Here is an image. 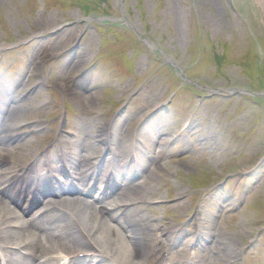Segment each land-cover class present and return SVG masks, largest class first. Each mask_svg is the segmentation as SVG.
Masks as SVG:
<instances>
[{
    "label": "rangeland",
    "instance_id": "1",
    "mask_svg": "<svg viewBox=\"0 0 264 264\" xmlns=\"http://www.w3.org/2000/svg\"><path fill=\"white\" fill-rule=\"evenodd\" d=\"M83 73L88 113L58 89ZM29 74L47 103L19 120L23 144L91 115L146 162L132 180L156 187L143 207L171 253L138 264H264V0H0V86ZM213 226L227 255L196 262Z\"/></svg>",
    "mask_w": 264,
    "mask_h": 264
},
{
    "label": "bare ground",
    "instance_id": "2",
    "mask_svg": "<svg viewBox=\"0 0 264 264\" xmlns=\"http://www.w3.org/2000/svg\"><path fill=\"white\" fill-rule=\"evenodd\" d=\"M29 82L30 78L27 79V82L12 80L0 86V89L6 92V98L0 96V132L7 131L12 133L11 130H13L12 128L14 126L10 124L11 122L15 123V125H20L18 132H21L23 121L19 120L23 118L24 114L31 106H34L31 103L32 100H37V105L46 104L43 102L45 101L44 99H40V97L44 96L43 93L36 92V87L29 88ZM58 88L62 92L67 91L69 98L75 101L76 104H79V106L82 105L83 107V101L86 99V106L84 105L83 109L87 113L90 111V108H95L97 104L98 99L94 96L93 92H89L88 96L90 97L86 98L82 95L84 90L80 91L79 88L71 89L69 85L65 84L60 87L58 86ZM32 93L35 94L28 99V101L22 102V104L18 103V101L27 98ZM98 121H100L98 117L95 118L91 115L81 116L78 125L74 128V132L72 133V131L69 130L72 135H67L65 132L58 134L56 140L62 142V145L64 144L62 153L59 155L55 154L54 156L53 154L50 155L47 153L48 151L45 153L46 159L42 160V162L47 161L52 165L50 167V175L54 180H56V177L60 178L61 175H69V179L73 178L76 180V178H82L81 176H83V174H85V176L93 174L92 180H96L95 184H97V182H102V185L99 186L97 184V188L90 187V190H87L88 187L86 186H88V184H85L83 189H74L75 187L72 186V189H66L67 195L65 196H61L63 195L62 190H60L61 192L58 191L57 194L60 193V195H56L59 196L58 200L48 202L49 204L51 203L54 211L45 222L51 221L52 218L55 217L57 222H60L57 229L59 228L58 230L61 233H55L47 226H43L42 228L35 227L38 231L37 235L41 236L40 240L37 238L28 242V240H25L23 230L13 231V222L14 219H16L14 213L18 211L17 209L19 207L32 205V203L36 201L28 200L27 196L22 199L16 191V185L25 175V177H27V174L28 176H35L37 174L36 167L41 157L45 155L39 157L38 153L40 151L35 150L34 146L27 141H24L25 144H23V133L17 135L18 137L15 142V144L20 143L21 152L14 154L15 152L13 149H0V195L6 198L7 202L6 209L4 211L0 209V248L2 249V251L0 250L2 253H0V256L6 260V264H56V262L44 261L41 257L58 255L61 256L62 261H64V257L68 258L71 257L72 254L84 251L99 252L103 264H138L139 261L143 259L155 258V254L161 256L160 252L165 251L164 253H167V256L169 252L171 253V248H161L162 246L160 244L155 243L159 239L154 238L155 235L151 233L153 218L146 213L143 207L150 202L147 195L152 191L154 192L156 187L151 186L148 191L145 190L144 192V189H142L143 192L140 191L136 193V187L140 186L139 182L136 185L133 184L134 182L130 183L131 179L137 176L139 172L148 171L149 168H145L146 162L142 157H137L136 159L133 158L130 164L125 165V161L121 158L125 152L128 153V145L125 141L119 144V141L113 140L112 131H108L107 129L103 131L102 128H96L97 126L95 123ZM5 122H8V124ZM105 125L109 127L108 124ZM118 130L119 128L114 131L116 137L121 135ZM15 137V133H12V135L8 137V141H14ZM92 138H97L98 144L104 146V151L101 155L104 156V158L101 157L102 161L98 162L100 166L99 170L95 162L99 161L100 158L94 159L95 150L98 146L97 143L91 141ZM151 148L152 146L149 148L150 151L152 150ZM104 152L107 154H104ZM30 156L36 158L35 162H32V159H28ZM30 161L32 162V168L28 166ZM27 166L28 171L25 172ZM132 169L135 170L132 171ZM147 173H151V171ZM106 176H109V182L104 185ZM46 177L48 176H44L43 178ZM120 179H124V187H127V190L130 192L133 191V198H135L129 201L119 200L120 202L117 203L115 207L109 205L108 208H106V206H104L101 208L102 210H100L103 215L99 217L96 214L95 217L94 212L92 213L94 204L92 202L89 203L83 195H92L95 189L97 192L101 191L100 196H106L111 192L113 193L114 190H112V188H115L117 185L116 182L120 181ZM7 185L9 186L5 189ZM128 191H125L123 195L130 197L132 193ZM73 193L77 195L71 196ZM92 197H94L95 201L99 200L94 195H92ZM127 202L133 203L128 208L116 207L120 203ZM179 205L177 204V206ZM57 207L60 208L59 211ZM50 210L51 207L47 209V211ZM47 211L42 215H47ZM40 219L42 220V218ZM30 224H32V222ZM114 224L118 225V227L115 228V226H113ZM159 229L170 241L175 240V230L170 227H165L164 225ZM42 233H44L43 237L46 238L45 240L42 239ZM64 234H67L65 235V239L62 240L58 237ZM201 238L202 240H212L213 245L211 244L204 248L206 253L201 254L197 262H202V259L206 256H216L217 258L226 257L227 253L225 248L228 246L225 244L221 233L218 232L214 226L208 228L206 233L202 234ZM7 245L9 249L6 248ZM158 248H161L159 253L157 251ZM14 249L20 252H15ZM228 253H230V251H228ZM167 256L166 258L162 257V259L166 260L165 262L171 259L169 257L167 258ZM85 263L86 261H80L75 264ZM193 263L194 262L187 260L180 263L170 260L169 263L166 264ZM209 263L211 264L212 262L210 261Z\"/></svg>",
    "mask_w": 264,
    "mask_h": 264
}]
</instances>
